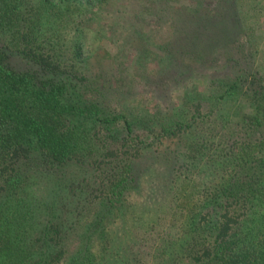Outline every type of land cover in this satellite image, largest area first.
Segmentation results:
<instances>
[{"label": "trees", "instance_id": "obj_1", "mask_svg": "<svg viewBox=\"0 0 264 264\" xmlns=\"http://www.w3.org/2000/svg\"><path fill=\"white\" fill-rule=\"evenodd\" d=\"M81 1L0 0V264H264V73L243 35L257 4L135 16L173 31L150 83L188 92L156 115L59 62ZM182 54L211 64L177 73ZM162 218L175 239L155 237Z\"/></svg>", "mask_w": 264, "mask_h": 264}, {"label": "rangeland", "instance_id": "obj_2", "mask_svg": "<svg viewBox=\"0 0 264 264\" xmlns=\"http://www.w3.org/2000/svg\"><path fill=\"white\" fill-rule=\"evenodd\" d=\"M172 1L177 5L188 6L192 3V0ZM152 2L153 0H101L100 3L99 0H82L80 10L76 12L79 15L76 22L65 33H59L61 42L55 46L56 57L64 69L80 73L77 74L80 78L99 84L101 89L103 85L108 87L109 103L117 110L120 107H131L137 112L160 115L171 102L177 100L176 97L182 96L184 99L183 95L188 93L185 89L179 93L173 88L170 79L165 80L160 87L154 82L150 83L158 75L159 59L155 53L161 43L168 37L172 38L173 33L168 28L169 22L159 23L151 14L142 16V24L135 18L136 15L139 18L143 8H155ZM243 2L246 6L243 13L254 2L258 6L255 14H248L244 18L243 22L252 24L256 21V24L251 29H246V34L243 35L253 37L250 46L251 61L264 73V0ZM211 5L214 6V3ZM251 18L253 19L250 21ZM132 24L137 26L131 28ZM180 58L182 63L175 66L177 73L182 72L184 66L204 69L211 64V58L208 57L204 62L200 59V63L188 54H182ZM201 73L205 72L201 70ZM181 77L182 81L179 83H189V87H197L200 92H206L205 76ZM161 235L170 239L178 236L177 231L169 229L165 218H162L155 231V237Z\"/></svg>", "mask_w": 264, "mask_h": 264}]
</instances>
